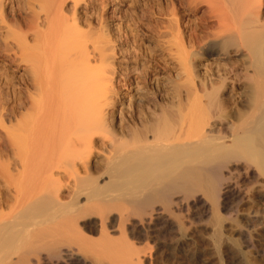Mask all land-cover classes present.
Segmentation results:
<instances>
[{"label": "bare ground", "instance_id": "obj_1", "mask_svg": "<svg viewBox=\"0 0 264 264\" xmlns=\"http://www.w3.org/2000/svg\"><path fill=\"white\" fill-rule=\"evenodd\" d=\"M94 1L0 0L19 71L0 97V264L68 260L79 240L120 257L133 238L114 248L113 217L156 236L264 188V0Z\"/></svg>", "mask_w": 264, "mask_h": 264}, {"label": "rangeland", "instance_id": "obj_2", "mask_svg": "<svg viewBox=\"0 0 264 264\" xmlns=\"http://www.w3.org/2000/svg\"><path fill=\"white\" fill-rule=\"evenodd\" d=\"M88 1L89 2L93 1V3L96 2L94 0H87V2ZM15 2L14 3H9L8 1L5 2L6 4H5L4 12L6 13V15L7 13L8 15L12 14L13 9H15L18 6L17 4L19 3L18 2L15 3ZM17 68L18 67L16 65H12V64L8 65L7 61L2 60V58L0 59V97L3 98L5 95L6 90H5V87L3 86L5 79H9V80L11 79V81L16 86V81H17L16 77L19 74V71ZM0 130L2 129L0 128ZM250 191L248 192V194L251 193L252 195L251 196L247 195L249 197H247V199L245 198L244 201L238 204L237 211L232 212L234 215L231 213L226 216L224 215L225 217H179L181 219H179L178 217H174V218L168 217L170 225L172 224L171 225L172 229L171 228L166 229L168 231L164 230L161 234L156 235V236L155 235L149 236L148 234L138 235L137 233L132 231V229H130L131 226L129 225L131 224V221L137 220V217L136 218L129 217V220H127L128 222L127 221L123 222L124 232L123 231L121 232H123V234L126 233L123 235L120 233V230H119L120 228L118 226H115V224L117 225L116 222L118 220L117 219L118 217H113V219L115 218L116 221L113 220L111 222L112 227H111L109 236L112 238V242L115 241L114 243L116 244V246L113 245L114 248L117 249L116 247L118 245V242H122V241L124 242L125 239L130 240L133 238L132 241L130 240L133 243V245L132 246L127 245L128 248L127 247L125 248L126 251H124V253H121L120 257H119V254H120L119 252L118 254L117 253L115 254L117 250L114 251L113 253L115 255H112V253L110 254L107 252V254L109 255L106 254L107 256L106 258L103 256L104 254L101 256V255H98L97 251H95V253L98 256H100L98 258V256L93 252L92 247H88L86 249L85 247L88 244L85 245L84 242L79 240L77 241L79 245L72 246V250H74L73 252L75 253V254H72L73 257L71 255V258L68 260H59L57 263L56 262H51V263L45 262L44 264H53V263L55 264H96V263L100 264L102 261L103 262L101 264H137V262L134 263L135 261L133 260L134 259L133 257L136 258V256L133 255L135 253L133 254L131 253L133 252L132 251L133 248H135L134 251L140 250L139 255H140V260L142 261L141 264H232L233 261L237 262V264H264V198H262L264 197L263 196L264 188L262 189L257 188V190L251 189ZM219 218L220 220H218ZM97 219H100V217H85L81 221V229L84 228L83 230H85L86 228V232L83 231L87 234L85 236H89L91 239H94L93 241H95V239L99 240V238L97 237V234L99 236L98 226H95L93 224L94 221L95 222L99 221ZM174 219H178V221ZM257 219L260 222L257 221ZM106 220L109 221L108 218ZM255 221L257 223L259 222L260 224L259 223L257 224ZM118 234L119 236H122L124 239H122V237H120L121 239L118 238ZM246 237L250 238L251 242H253L254 244V247L256 246L254 248L256 253L255 251H253V249L251 250L245 247L244 239ZM75 242L71 241L70 243L72 245V244H75ZM79 242H82L84 244L85 247L84 246L83 247L85 248V251L83 247L81 248L82 251L77 250L80 248ZM147 242H148V245H146ZM94 244L97 245L96 241L94 242ZM100 245L104 246L103 243H101ZM139 245H140V249L138 250ZM96 247L99 249L98 246ZM105 247L107 249L108 245L107 246L105 245ZM89 248H92V249L89 250ZM111 249L107 251L111 252ZM122 249L124 250V248ZM86 250H87V253H85ZM142 250H145V251H142ZM75 251L78 253H76ZM122 254H125V255H122ZM126 255L129 259L126 258ZM132 255L133 257H130ZM118 259L122 260L121 263L118 261Z\"/></svg>", "mask_w": 264, "mask_h": 264}]
</instances>
